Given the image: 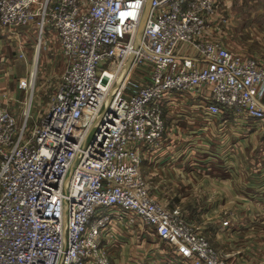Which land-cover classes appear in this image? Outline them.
I'll return each instance as SVG.
<instances>
[{
  "label": "built area",
  "instance_id": "obj_1",
  "mask_svg": "<svg viewBox=\"0 0 264 264\" xmlns=\"http://www.w3.org/2000/svg\"><path fill=\"white\" fill-rule=\"evenodd\" d=\"M218 7L0 0V26L34 23L36 52L53 31L65 65L33 130L34 77L17 82L29 97L21 125L0 93V264H112L120 229L135 225L186 264H228L179 208L152 194L140 171L142 150L166 140L168 114L183 96L201 99L202 123L228 115L264 123V63L208 34L216 17L227 21ZM217 130L228 148L227 123ZM190 132V140L201 135Z\"/></svg>",
  "mask_w": 264,
  "mask_h": 264
},
{
  "label": "crops",
  "instance_id": "obj_2",
  "mask_svg": "<svg viewBox=\"0 0 264 264\" xmlns=\"http://www.w3.org/2000/svg\"><path fill=\"white\" fill-rule=\"evenodd\" d=\"M226 1V14L231 17L223 23L216 17L218 24L208 30L212 38L222 41L232 51L231 40H249V35L255 40L254 36L264 37L262 32H257L255 21H251L249 34L235 38L233 27L242 18L232 7L242 2ZM217 2L218 8L222 7L223 1ZM227 25L231 27L230 33L224 37L220 33ZM21 28L0 27V93L4 97L3 105L15 114L20 113L26 95L17 88V82L26 77L23 73L33 72L31 63L34 65L35 56L41 58L40 53L34 58V53H24L27 48L24 45L29 43L25 40L28 28ZM43 44L44 49L54 44L57 48L56 34L50 31ZM19 53L24 57L20 58ZM240 54L264 62V48L261 53ZM51 61L52 56L47 53L44 62ZM175 107L177 110L168 114L170 129L166 140L153 149L142 150L140 171L152 194L162 203H174L166 205L179 208L187 222L209 240L228 264H264V123L236 119L232 115L202 123L205 105L200 98L189 96L180 98ZM225 122L230 129L228 148L223 147L217 132L218 126ZM246 124L252 129L247 130ZM190 131L201 135L190 140ZM112 250V264H181L169 244L162 243L140 225L120 229Z\"/></svg>",
  "mask_w": 264,
  "mask_h": 264
},
{
  "label": "rangeland",
  "instance_id": "obj_3",
  "mask_svg": "<svg viewBox=\"0 0 264 264\" xmlns=\"http://www.w3.org/2000/svg\"><path fill=\"white\" fill-rule=\"evenodd\" d=\"M222 1H223L222 3L223 5L222 7L219 8V14L223 15L226 18V20H228L230 19L231 16L229 14H226L227 11L226 8H228L226 4L227 1L226 0H222ZM241 2L242 4L240 3V6L232 7L233 10L238 15V17L242 18V20L245 18L244 21H242L241 19L240 21H237L238 22L237 26L233 27V30H235V34H236L235 38L241 39L242 37L249 34L248 23L251 21H255L254 25L256 28L258 27L257 32H262L264 35V0L262 3L261 0H241ZM233 3H238V2L233 1ZM250 17H255V19L250 20L252 19ZM34 25L35 24L32 23L30 26L27 27L28 29L26 28L27 30H25V34H27V39L25 40H29V43L27 45H24L25 47L27 46L25 51H24L25 47H23L24 53H40V57H41L39 60L37 59V61L34 62V65H33V61L31 63L32 67L34 66L33 79L31 76L32 70L29 71L28 73H23L25 74L26 78L32 79L33 88H34L33 90L34 93L29 111L30 119H29V123L27 124L30 130L34 129L35 122L38 121L37 119L47 109L49 102L52 99L53 92L55 91L57 84L60 82V78L61 75L63 74V70L65 66L58 51V47L56 48L55 44L54 47L50 46L48 49L47 48L44 49L42 41H44L45 38L41 41V48L36 52L38 46L37 44L38 39L35 33ZM258 25H260V27ZM224 28H225L224 31L220 33L222 36L229 34L231 27L227 25ZM16 29L23 30V28L21 27H17ZM51 37H54L53 34H51ZM247 37H249L248 38L249 40H244L239 42L231 40L234 45V48L232 49V53H234L235 55H242L240 53L246 54L247 52H252V51L255 53H261L262 48H264V41H260V40L263 39L264 37L254 36L257 40L251 39L250 35ZM47 53L48 55L52 56L51 62H44V57ZM260 62L264 63L262 60ZM19 64H21V62H19ZM21 65L23 66V64ZM25 103L26 104L22 106V109L18 114L19 125L23 123V118H24L23 113L24 110H27L28 108L29 97L27 94L25 95ZM217 132L218 135L220 136V132L218 130ZM162 204L164 205L168 204L171 206L174 205V203H162ZM180 261L181 264H184L182 258H180Z\"/></svg>",
  "mask_w": 264,
  "mask_h": 264
},
{
  "label": "bare ground",
  "instance_id": "obj_4",
  "mask_svg": "<svg viewBox=\"0 0 264 264\" xmlns=\"http://www.w3.org/2000/svg\"><path fill=\"white\" fill-rule=\"evenodd\" d=\"M146 13V11L144 12V14ZM143 21H144V15H143V17H142V19H141V21H140V24H139V29H140V26H142V24H143ZM138 31H140V30H138ZM34 77V74L32 73V78Z\"/></svg>",
  "mask_w": 264,
  "mask_h": 264
}]
</instances>
